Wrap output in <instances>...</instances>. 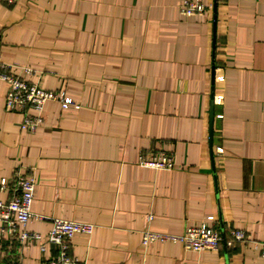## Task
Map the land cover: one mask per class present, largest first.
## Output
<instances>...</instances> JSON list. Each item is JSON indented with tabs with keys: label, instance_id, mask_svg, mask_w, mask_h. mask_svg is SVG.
Wrapping results in <instances>:
<instances>
[{
	"label": "crops",
	"instance_id": "0c3cea01",
	"mask_svg": "<svg viewBox=\"0 0 264 264\" xmlns=\"http://www.w3.org/2000/svg\"><path fill=\"white\" fill-rule=\"evenodd\" d=\"M184 1L0 0L5 69L79 104L47 103L30 133L0 80V180L34 176L31 210L45 219L30 230L95 224L71 242L82 264H263L264 0H199L189 16ZM160 149L172 168L137 162ZM206 216L215 251L141 243L146 227L181 233ZM231 228L246 240L228 245ZM39 243L0 237V264H47L55 250Z\"/></svg>",
	"mask_w": 264,
	"mask_h": 264
},
{
	"label": "built area",
	"instance_id": "2783aa9c",
	"mask_svg": "<svg viewBox=\"0 0 264 264\" xmlns=\"http://www.w3.org/2000/svg\"><path fill=\"white\" fill-rule=\"evenodd\" d=\"M16 3L18 0H5ZM206 5L199 0H185L181 8L182 14L189 16L201 14ZM0 80L4 82V105L7 110L20 112L21 127L33 133L43 123L45 106L49 102H56L60 108L75 107L79 104L64 91L47 89L35 82L27 81L20 73L13 72L8 66L0 62ZM30 71L24 68V72ZM219 95L217 98H221ZM220 151L221 148L219 147ZM137 162L153 168H172L175 165L170 151L165 149L156 152H142ZM36 180L32 174L16 170L11 178L0 180V191L5 192L6 198H0V237L6 240L24 244L27 241H38L41 250L52 245L55 254L47 259V264H82L78 258L69 252L71 242L76 234H91L96 226L91 222L70 220L61 217L50 219L48 229L42 235L36 230L27 228L30 219H45L41 214L31 210L33 191ZM152 215H148V220ZM213 216H206L198 224L188 225L181 233L158 232L144 228L142 231L143 245L149 242H173L180 244L184 249L194 252L217 250L222 237L220 232L211 224ZM231 238L228 245L237 241H245L246 234L239 228L229 230ZM260 257L264 264V241L260 243ZM10 264H19L10 262Z\"/></svg>",
	"mask_w": 264,
	"mask_h": 264
},
{
	"label": "water",
	"instance_id": "95a60500",
	"mask_svg": "<svg viewBox=\"0 0 264 264\" xmlns=\"http://www.w3.org/2000/svg\"><path fill=\"white\" fill-rule=\"evenodd\" d=\"M211 76L213 77V72H212ZM211 117H212V113L210 114V118H211Z\"/></svg>",
	"mask_w": 264,
	"mask_h": 264
}]
</instances>
